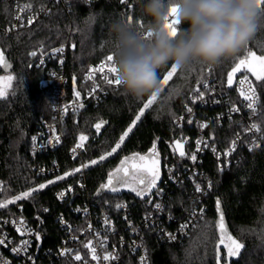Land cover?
I'll return each mask as SVG.
<instances>
[{"label":"trees","instance_id":"16d2710c","mask_svg":"<svg viewBox=\"0 0 264 264\" xmlns=\"http://www.w3.org/2000/svg\"><path fill=\"white\" fill-rule=\"evenodd\" d=\"M70 1L67 7L53 0H23L37 10L47 9L48 13L42 15L32 27L0 38V52L4 54L5 65L0 69V76L12 75L16 78L8 96L0 98V182L5 184L6 198L15 199L23 192H31L30 196L15 201L23 206L24 216L34 222L43 236V246L51 247H55L63 236L56 217L65 213L68 205L60 204L55 198L58 184H47L43 189L31 191L38 189L43 182L32 170V138L41 120L51 119L53 95L51 89L41 88L49 78L48 70L38 67L37 59L30 54L40 46L49 50L68 41L66 72L70 90H73L82 84L83 73L91 64L113 54L111 25L115 21L122 18L128 21L132 17V23L137 27L138 24L147 23V18L142 14L144 0H95L89 6L80 0ZM259 15L261 25L256 24L249 44L235 56L223 60L210 71L199 65L185 69L183 73L177 70L123 142H120V137L133 125L132 122L152 95L134 99L126 96L120 87L98 107L70 115L64 124L66 140L49 158L59 161L63 170L78 165L80 161L88 162L86 176L93 198L113 204L135 202L134 208H139L140 204H144L142 195L132 191L130 187L133 183L121 180L122 171L117 170L123 169L126 161L132 163L141 156L152 154L153 150L161 163L165 157L176 161L179 156L173 147L175 140H184L188 134L194 135L193 130L178 125L176 121L184 112L196 86L213 75L223 89L228 88L229 73L239 65L240 60L248 62L247 65H240V75H249L260 92L258 120L264 134V80L256 78L254 72L258 71L259 62L249 55L252 52L256 56H264V40H256L258 36L264 39V12ZM0 17L4 21L12 19V6L6 0H0ZM186 27L179 23L178 31ZM168 70L170 65L158 70L159 82L161 74ZM162 105L166 106L163 111ZM97 124H101L99 130ZM228 128L227 124L223 125L217 130L218 135L231 139L232 132ZM81 135L87 137L86 149L81 160H70L68 152ZM118 143L120 147L116 148ZM113 148L116 151L108 156L107 153ZM103 155L106 156L101 160ZM129 157L135 159L126 160ZM93 160L97 163H91ZM205 161L214 181V187L206 199L205 219L182 246L161 244L154 236L151 237L148 241L151 264H217V251L219 264H264V240L242 232L257 224L264 208V145L259 150L244 153L236 166L224 172H218L209 158ZM110 173L121 175L119 186L114 184L118 190L105 189L110 185ZM173 192L175 209L180 203L189 205L186 200L188 194L184 190L176 189ZM217 200L220 201L219 207ZM221 213L224 232L243 245L239 255L229 257L228 250L221 242L226 239L225 235H221ZM256 246L259 248L255 249Z\"/></svg>","mask_w":264,"mask_h":264},{"label":"built area","instance_id":"2783aa9c","mask_svg":"<svg viewBox=\"0 0 264 264\" xmlns=\"http://www.w3.org/2000/svg\"><path fill=\"white\" fill-rule=\"evenodd\" d=\"M53 1L67 7L71 4L70 0ZM80 1L89 6L95 0ZM6 2L12 6V19L4 21L0 17V38L32 27L48 13L47 9L37 10L23 0ZM29 18H32L31 24L28 23ZM69 47L67 41L49 50L40 46L33 51L36 55L30 54L37 59L38 67L48 70L49 78L41 88L51 89L53 95L51 119H42L32 138V170L43 180L41 184L60 185L54 192L55 198L60 204L68 205L67 211L56 217L63 236L55 247L43 246V236L34 222L24 216L21 204L13 198H6L5 184L0 182V203L6 205L0 208V240H5L0 245V264H151L148 247L151 237L154 236L161 244L182 246L205 219L206 199L214 187L205 165L206 158L212 160L218 172H224L236 166L244 153L259 150L264 145V134L258 120L261 108L259 89L247 74L238 76L232 90L223 89L215 77L204 79L196 86L176 121L178 125L194 131L193 136L188 134L184 139L187 154L178 155L176 161L168 157L163 159L158 187L151 193H143L144 204L139 208H134L135 202H102L91 196L86 176L88 162L80 161L78 165L63 170L62 164L49 155L64 144V124L70 115L98 107L121 86L107 83L105 75L116 79L115 74L108 71V67L116 65L115 59L109 65L106 56L91 64L83 73L82 84L70 90L66 72ZM58 48H63V52L54 51ZM102 64L106 65L105 71H92ZM200 92L203 96L197 98ZM246 96H253L254 109L247 107L249 100L245 99ZM208 109L213 112H208ZM226 124L232 132L229 140L217 133ZM253 124L260 130L253 129ZM80 137L68 152L70 160H81L86 149L87 137L84 140ZM254 142L258 146L254 147ZM192 155L196 156L194 161ZM78 168L80 171H75ZM197 186L200 191H197ZM176 189L184 190L189 202L188 206L178 204V211L173 205V191ZM62 192L64 195L60 197ZM157 204L160 208L156 207ZM182 225L186 227L182 228ZM24 241L28 242L27 247L21 248ZM14 248L21 250L13 251ZM76 255L81 259L76 260ZM106 255L110 258L104 259Z\"/></svg>","mask_w":264,"mask_h":264},{"label":"clouds","instance_id":"9594fccd","mask_svg":"<svg viewBox=\"0 0 264 264\" xmlns=\"http://www.w3.org/2000/svg\"><path fill=\"white\" fill-rule=\"evenodd\" d=\"M172 7L179 23L187 25L175 36L164 27ZM259 13L258 0H144L143 28L123 18L111 25L116 79L123 93L134 99L158 93V70L168 65L183 73L235 56L252 39Z\"/></svg>","mask_w":264,"mask_h":264},{"label":"snow or ice","instance_id":"6c2138e0","mask_svg":"<svg viewBox=\"0 0 264 264\" xmlns=\"http://www.w3.org/2000/svg\"><path fill=\"white\" fill-rule=\"evenodd\" d=\"M262 2H264V0H258V8H259L260 12H264V7H262ZM170 17H172L173 19L170 20L169 19ZM165 21L166 22H165L164 27L168 30L169 35L170 36H175L177 34L178 25H179V20L176 18V9H175V7H172L170 9L169 16H167L165 18ZM128 22H130V23L132 22V17H129L128 18ZM28 23L29 24L32 23V18H29ZM138 27L143 28L144 25L143 24H138ZM150 35H151L150 32L149 33H146V37L147 36H150ZM54 51L60 53V52H63V48H58V49H55ZM3 55H4L3 52H0V62L3 61ZM31 55H36V53L35 52H32ZM249 55L252 57V60L257 61V62H259V64L261 66H264V56H256L255 53H252V52H249ZM114 59H115V57H114L113 54L108 55L107 58H106L107 63L109 65L112 64V62L114 61ZM247 64H248L247 61L240 60L239 65H237V67H234L232 69V72L229 73V76H228V83H229V85H231V83H232V73H235L238 70H240V65H247ZM105 67H106V65L105 64H102L98 69H93L92 71H97L98 70V71L103 72V71H105ZM177 70H178V68L175 65H170V70H168L164 74H161L160 83L161 84L166 83L168 81L169 77H171ZM249 70H252V69L249 68ZM108 71L111 72V73H113V74H115V76L117 74V70H116V67L114 65L111 66V67H108ZM254 74L256 75V78L258 80H264V75H261L260 73H255V72H254ZM89 78H91V77H89ZM4 79L5 78H0V80H4ZM11 79H12V77H7V81H10ZM105 79L107 80V83L110 84V85L113 84V83L116 84L117 86L120 85V83H119V81L117 79H109L107 77V75H105ZM241 83H244V81L242 80ZM0 95H3V93L0 92ZM76 95L79 96V93L77 92ZM202 96H203V93L200 92L199 93V97H197V98H202ZM152 99H155V94H153ZM245 99L249 100V103H248L247 107H249L250 109H254L255 100H254L253 96H246ZM193 102H195V101H193ZM149 103H151V101H149ZM147 107H149V104H145L144 105V108H147ZM144 108H142L140 110V115H137L136 118H135V120L132 122L133 125H135L136 121H138L140 119V116L143 115ZM188 110L191 111V109H188ZM189 122H191V121H189ZM101 123H103V122H101ZM100 127H101V124H97L96 125L97 130H99ZM251 127L253 129H256L257 131L260 130L256 124H253ZM131 131H132V127L130 126L128 128V130L120 137V142H123L124 139H125V137ZM57 139H58V137H57ZM80 139L81 140H84L86 138L84 136H81ZM197 143L199 144L200 142L198 141ZM80 146L81 145H77V147H80ZM253 146L256 147L258 145H256L255 142H254L253 143ZM119 147H120V144L118 143L116 145V148H119ZM116 148H113L112 149V152H115L116 151ZM111 154L112 153H109V155H111ZM153 154H154V150H153ZM180 155L183 156L184 153L181 152ZM100 159L103 160L104 157H101ZM128 159H135V157L126 158V160H128ZM139 159L140 160H144L145 157L141 156V157H139ZM191 159L194 161L196 159V156L195 155H192L191 156ZM91 163L95 164V163H97V161L93 160V161H91ZM123 163L124 162L122 161V164ZM140 170L143 171L144 169L141 168ZM75 171L78 172V171H80V169L78 168ZM117 171H123V169H118ZM65 175H68V173H65ZM113 175L114 174H112V173L109 174V183H111V180L113 178ZM125 175H127V172H125ZM151 175H152V180L150 181V183L148 185L149 188H151L155 184L156 172L153 170L152 173H151ZM58 179H63V177H58ZM140 182L142 183L143 181L141 180ZM48 183H53V181H49ZM44 187H46L45 184H40L38 186V189H32L31 191H38L39 189H43ZM101 187H104V185H102ZM68 190L70 191L71 189L69 188ZM113 190H115V189H113ZM132 190L135 191L136 189H132ZM146 190L147 189H145V191ZM200 190H201L200 187L197 186V191H200ZM30 195H31V192L30 191H26V192H23L22 195L16 196L15 197V200H20V199H23V198L28 197ZM59 195H60V197H63L64 193L62 192ZM137 195H143V192L142 191L141 192H137ZM12 202H14V201H9V203H12ZM219 204H220V201L217 200V206L218 207H219ZM5 206H6L5 204L0 203V208H3ZM118 207H120V206L118 205ZM156 207L157 208H160V205L157 204ZM219 221H220V227H221V235L224 236V235H226V233L224 232V229H223V214L222 213L220 215ZM181 227L182 228L183 227H186V225H182ZM17 230L19 231V229H17ZM36 238L39 239V234L38 233H36ZM170 238L171 239H175L174 236H170ZM227 239L229 241V244H227L226 247L228 248V255H229V257L234 256V255H239V250L243 247V245H241L237 240H235L231 236H228ZM221 242H223V241H221ZM4 243H5V240H0V245H2ZM27 243H28L27 241H24L22 243V245H21V248H26L27 247ZM20 250H21L20 248H14L13 249V251H17V252H19ZM93 258H95V256ZM109 258L110 257L108 255H106L104 257V259H109ZM75 259L76 260H80L81 257L79 255H76L75 256ZM142 260H143V258H142ZM219 260H220L219 252L217 251V264H219Z\"/></svg>","mask_w":264,"mask_h":264},{"label":"rangeland","instance_id":"374dc122","mask_svg":"<svg viewBox=\"0 0 264 264\" xmlns=\"http://www.w3.org/2000/svg\"><path fill=\"white\" fill-rule=\"evenodd\" d=\"M256 24L261 25L260 15H258V17H257ZM256 40H264V39L260 38L258 36V38ZM205 69L210 71V69H213V67H206L205 66ZM179 70L180 69H178V71ZM256 73H260L261 75H263L264 74V66H261L259 64V69ZM174 74L171 77H169V79L166 83H163V84L160 83V91L155 94V99H152V96H153L152 95L151 98L146 103V104H149V107L153 102H155V100H157L156 98L158 97V95L160 94L162 89L167 85V83L173 78ZM210 76L213 77V75H210ZM7 77H12V79L10 81H7ZM0 78H5L4 80H0V92L3 93V95H0V98L5 99L8 96V93L11 90V88H13L15 81H16V78H15V76L13 77L12 75L11 76L10 75H2V76H0ZM149 101H151V103H149ZM166 106H167V104H166ZM166 106L162 105V107H161L162 111L166 109ZM149 107H147V108L143 107L144 112ZM135 125H136V123H135ZM131 127H134V125H132ZM81 136H84V135H81ZM84 137H86V136H84ZM173 147L179 156H181L180 155L181 152H183L184 155L187 154L188 150L186 148L185 140H175V142L173 143ZM109 153H111V151ZM109 153H107V155ZM105 156L106 155H103L104 158H105ZM159 160H160V158H159L158 154L152 153L148 156H145L144 160H140L138 158V160H134L132 163H130V161H126L123 164V171L121 172L122 177H121V175H119V176L113 175V178L111 180L110 185L108 187H105V189H108L110 191L118 190L119 188L114 187V184H116V185L118 184V186H119L121 180H127V181H129V183H133L132 185L130 184L131 185L130 189H136L135 192H139L140 191L139 187L136 184V181L139 179V174L141 172H147L152 177L151 173L154 170L156 172V177H158L157 165H158ZM141 168H143L144 170L143 171L140 170ZM125 172H127V175H125ZM120 177L122 178L121 180H120ZM112 184H113V186H112ZM113 189H115V190H113ZM242 232L243 233L246 232L248 235H251V237H254L255 239L258 238L259 240H264V208H263L262 212L260 213V219L258 220L257 224L255 226L251 227L250 229L242 230ZM225 237H226V239L223 240V245L228 250V248L226 247V245L229 244V241L227 239L228 234H226ZM260 242H262V241H260ZM258 248L259 247H257V246L255 247V249H258Z\"/></svg>","mask_w":264,"mask_h":264},{"label":"water","instance_id":"95a60500","mask_svg":"<svg viewBox=\"0 0 264 264\" xmlns=\"http://www.w3.org/2000/svg\"><path fill=\"white\" fill-rule=\"evenodd\" d=\"M5 65H4V62H0V69L4 68ZM242 73V68L240 67V70H238L237 72L233 73V76H232V83L231 85H229L228 83V89L229 90H232L234 85H235V82H236V79L238 78V76ZM161 161L159 160L158 162V165H157V170H160L161 168ZM148 173L147 172H142L140 175H139V179L137 180V185L138 187L140 188H144L145 185L148 183ZM143 181L142 183L140 181ZM115 186V185H114ZM158 187V183L154 184L151 188H146L147 190L145 191V189L142 190L143 193H147V192H153L156 188Z\"/></svg>","mask_w":264,"mask_h":264},{"label":"flooded vegetation","instance_id":"af4514ba","mask_svg":"<svg viewBox=\"0 0 264 264\" xmlns=\"http://www.w3.org/2000/svg\"><path fill=\"white\" fill-rule=\"evenodd\" d=\"M148 156V155H147ZM158 171V177H156V180H155V184L159 181V179H160V177H161V168H160V170H157ZM142 173V172H141ZM140 173V174H141ZM139 174V175H140ZM152 180V177L150 176V175H148V183L145 185V187L144 188H140L139 187V192H141L143 189H146V188H148V185H149V183H150V181ZM136 184H137V181H136ZM138 186V185H137Z\"/></svg>","mask_w":264,"mask_h":264}]
</instances>
